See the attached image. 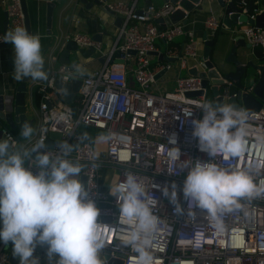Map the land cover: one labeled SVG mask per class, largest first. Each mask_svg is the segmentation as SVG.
I'll return each instance as SVG.
<instances>
[{"label":"built area","instance_id":"2783aa9c","mask_svg":"<svg viewBox=\"0 0 264 264\" xmlns=\"http://www.w3.org/2000/svg\"><path fill=\"white\" fill-rule=\"evenodd\" d=\"M139 1L146 0H100L103 8L122 17L107 52L102 51L101 41L85 32L65 33L58 40L49 54V80L35 83L39 97L36 134L30 141L23 143L6 129L5 136L16 147L18 144L31 147L39 139L41 127H45L46 142L49 133L60 135L51 148L45 149L51 156L60 153L56 147L59 141L76 146L69 159L84 165L80 179L88 191L89 199L99 210L98 231L106 242L102 257L103 251L108 250L109 258L122 260V264H132L134 254L118 239L126 226L119 223V208L115 198L109 194L111 185L122 182L125 173L132 172L143 182L146 192L158 201L153 214L163 223L154 234L151 249L158 264H264V198L244 201L242 210L223 217L224 229L218 231L212 227L204 210L195 204L190 207L183 197L186 165L195 161L212 162V158L200 150L197 138L192 135L191 123L194 119H202L203 115L193 102L212 99L207 95L208 87L203 86L202 77L198 75L176 77L175 89L172 91H153L152 85L156 81L155 75L163 69L166 72L172 69L174 63L179 71L193 67L203 69L204 61L199 55L200 42L186 31L181 21L165 29H160L155 22L177 9L184 10L180 0L174 4L165 0L160 5L150 0L151 4L142 8L138 6ZM249 1L239 0L238 5L248 18L255 20L261 10L251 8L246 11ZM0 7H3L7 18L5 31L0 30L1 44L7 31L17 26L24 27V16L21 0H0ZM222 25L221 20L212 14L204 21L206 32L211 34ZM232 31L239 33L246 43L252 48H259L264 54L263 27L248 22L238 23L232 27ZM180 36L186 37L181 56L175 45ZM70 41L80 49L92 47L94 52L91 56L103 57V61L91 74L80 77L78 92L70 104L64 101L54 104L53 92L63 98L55 88V81L59 79L66 83L75 77L74 64L58 62L60 52ZM159 44L163 45L162 52L158 51ZM130 50L135 53L130 54ZM154 53H161L163 57L174 58L175 61L154 63ZM129 72L134 85L127 80ZM225 84L231 86L228 81ZM185 107L192 108L190 117L183 112ZM248 112L252 130L264 129V103L259 110ZM80 126L114 135L109 142L100 146L95 142L99 134L93 135V142L81 143L77 133ZM173 140L175 143L170 142ZM171 148L179 149V159L169 157L168 149ZM213 162L224 167L253 166L257 182L264 180V146H258L252 139L249 140L248 150L240 158L224 160L217 157ZM257 164L260 166L258 171L254 167ZM26 167H30L34 173L37 171L28 164ZM100 167H105L109 172L106 184L99 181ZM173 183L177 186L178 202L184 209L180 215L175 213V206L170 199L163 195V189L168 187L170 192ZM189 211L193 214L188 215ZM5 247L3 243L0 244V264H8L9 254L4 251ZM58 258L56 256L55 264ZM103 260L107 264L108 259Z\"/></svg>","mask_w":264,"mask_h":264},{"label":"clouds","instance_id":"9594fccd","mask_svg":"<svg viewBox=\"0 0 264 264\" xmlns=\"http://www.w3.org/2000/svg\"><path fill=\"white\" fill-rule=\"evenodd\" d=\"M2 41L13 46L16 81L49 80L39 34H30L17 26L7 31ZM73 71L82 74L84 70L77 64L73 65ZM212 101L193 102L203 115L202 119L191 121L193 137L212 162L186 165L182 194L190 207L195 204L206 212L213 228L223 231L226 214L242 210L244 201L264 198V180L257 182L253 166L224 167L213 161L217 157L240 158L248 150L250 139L264 146V129L252 130L248 111L231 103ZM183 112L190 117L192 108L185 107ZM35 134L28 122L21 126L20 135L25 140L30 141ZM46 134L47 128L41 127L39 139L31 147L17 148L9 138L0 140V242L12 244V254L19 258L20 264H39L34 257L38 245L47 246L50 261L59 257L56 264H105L101 259L106 242L98 231L99 210L80 179L84 165L69 159L76 146L59 141L56 147L60 153L51 156L45 150ZM113 135L101 133L95 142L107 143ZM90 139L88 133L78 138L81 143ZM168 155L179 159V149H168ZM26 164L37 171L34 173ZM254 167L258 171L260 166ZM176 188L175 183L170 192L165 187L163 195L180 215L184 209L178 202ZM109 194L119 208V223L126 226L118 239L134 254L132 264H158L151 252L154 234L163 223L153 214L157 199L146 192L143 182L132 172H126L122 182L111 185Z\"/></svg>","mask_w":264,"mask_h":264},{"label":"water","instance_id":"95a60500","mask_svg":"<svg viewBox=\"0 0 264 264\" xmlns=\"http://www.w3.org/2000/svg\"><path fill=\"white\" fill-rule=\"evenodd\" d=\"M77 2L84 5L85 9L90 10L93 5L100 6V0H76ZM171 3H176L178 0H166ZM211 0H180V4L182 9H177L173 13H171L168 17L158 18L155 20L158 23V27L160 29H165L166 27L171 26L172 24L182 22L184 25L188 22V14L190 12L195 11L196 9L201 10L204 8V5L210 3ZM62 0H48L46 2V27L47 29L51 26V17L54 12V8L56 3H61ZM218 5L223 11L222 16V24L225 27L232 31V27L237 25L238 23H251L255 24L258 27L264 28V12H260L256 15L255 20H252L247 17L243 10L239 7L237 0H216ZM151 4L150 0L144 1V6L147 7ZM22 11L24 16V28L30 33V23H29V15L26 7L25 0H21ZM252 7L251 3H248L246 6V11L250 10ZM105 9V8H103ZM107 10V9H106ZM141 10H139L140 12ZM110 12V11H109ZM4 16L6 14L4 12ZM117 21L119 25L122 22V17L117 16ZM7 22H4V31L6 28ZM233 33V31H232ZM93 38L97 41H101V34L93 35ZM234 44L231 46L229 54L226 59L220 58V50L221 47L216 44L214 47V40L208 39L204 34L203 36V48L201 58L204 61V67L202 70H197L196 68L188 69V74L190 75H198L202 77V84L204 87H208V91L210 92L213 102L215 103H223L226 98L227 103H231L235 105L237 108H245L247 111H257L263 105L264 99V61H259L260 64H255L253 61H248L243 63L240 58L236 55V48L241 46L243 48H250L251 45L246 43L242 36H236L233 38ZM9 43L3 42L0 44V48L8 47ZM214 48V49H213ZM71 52H77L83 58H89L94 49L92 47L87 49H80L76 46V44L72 41L68 42L63 50L59 54L58 62L62 64H69V54ZM211 52L212 55H211ZM130 54H134L135 52L130 50ZM155 54V53H154ZM182 54V47L179 50V56ZM248 54V53H247ZM246 53L242 56L247 55ZM160 55V59L163 58L162 54ZM169 61H175L174 58H164ZM100 61H103V57L100 58ZM258 61V60H257ZM232 64V67H229L228 64ZM250 67L257 71L258 79L255 82L251 92L243 91L245 88L239 87L234 93L227 96L226 92L222 90V87H225L226 81L230 82L231 85H239L241 79L244 75V68ZM199 71V72H197ZM166 70L163 69L155 75V79L161 77ZM245 81H249L246 79ZM31 82L29 78H25L23 81H19L17 86L15 87L14 92H9V88H4L2 92H0V140L5 139L4 130H11L17 128L19 130V135L21 132V126L28 122L32 125L33 119L29 118L28 112V104H26L25 94L27 92L28 84ZM81 80L77 77L73 78L70 82L62 83L59 79L55 81V88L59 90L63 96L60 98L56 92L52 93V102L54 104H58L61 101H64L66 104H70L78 92ZM5 85H1L3 88ZM66 89V91H65ZM224 92V93H223ZM201 93V92H198ZM220 93V94H219ZM188 95H192V93H188ZM219 95V96H217ZM217 96V97H215ZM21 138H23L20 135ZM60 135L56 132L49 133V140L46 142V147L51 148L55 140H58ZM107 254L104 255L106 259H108L107 264H122V260H118L115 258H109L110 253L108 250ZM38 257H42V259L47 255V246H39L36 250ZM59 259V258H58ZM57 259V261H58ZM8 264H20L19 258L13 256L12 250H10V255L8 259Z\"/></svg>","mask_w":264,"mask_h":264},{"label":"crops","instance_id":"0c3cea01","mask_svg":"<svg viewBox=\"0 0 264 264\" xmlns=\"http://www.w3.org/2000/svg\"><path fill=\"white\" fill-rule=\"evenodd\" d=\"M112 1V0H106ZM165 0H152L153 4L160 5ZM46 2L48 0H25L30 23V34H39L41 36L42 45V55L45 61V70L48 72L51 64L48 63L49 54L52 52L65 33H73L76 31L85 32L90 35L101 34L102 51L107 52L109 47L112 45L114 38L117 34L119 22L116 19V15L109 12L100 6L93 5V7L88 10L85 9L84 5L77 2L76 0H62L61 3H56L54 12L51 17V26L47 29L46 27ZM239 0H237V3ZM251 5H256L261 12H264V0H250ZM101 4V3H100ZM139 8L144 6V1H139ZM252 8V7H251ZM250 8V9H251ZM212 11V12H211ZM260 13V12H259ZM215 15L218 19H222L223 11L216 2V0H211L210 3L204 5L201 10L196 9L188 14V22L185 25V29L191 32L194 37L200 42L199 55L202 54V48L204 45L203 36L204 34L208 39H213L216 44L223 48L224 52L227 53L230 47L234 44L233 38L240 36L239 33L233 32L225 27V25L220 26L217 32L210 34L206 32L204 27V21L209 15ZM4 22H7L4 16L3 7L0 8V30H4ZM222 22V21H221ZM232 29V28H231ZM224 33L223 39L219 42L216 41L217 33ZM186 41L185 36H180L176 39L175 45L180 48L184 46ZM104 45V46H103ZM158 51L162 52L163 45H158ZM214 49V48H213ZM213 52H211L212 55ZM253 54V48L250 47L248 54ZM161 53L154 54L152 56V62L161 61ZM241 54H245V51H241ZM240 54V55H241ZM247 54V52H246ZM220 58H223L221 52L219 54ZM70 64L80 65L84 70L82 74H76L75 77L80 79L83 75H89L95 69L100 66V58H95L90 56L89 58L81 57L77 52H71L69 54ZM174 62V61H172ZM14 73V49L11 44L8 47L0 48V92L4 88H9V92H14L15 87L19 83L13 78ZM188 75V71L180 70L177 68L176 64H173L172 69L168 70L161 77L157 78L155 83L152 85L153 91L167 90L172 91L175 89V79L176 77ZM74 77V78H75ZM127 80L129 83H133L131 72L127 73ZM250 80L245 84H250ZM5 85L3 88L1 85ZM36 81H32L27 85V92L25 94L26 104H28V114L29 118L33 119L32 127L37 130L39 123V97L37 99V86ZM235 92V91H234ZM18 130L17 128H15ZM19 131V130H18ZM106 184V183H105ZM105 187V186H104ZM2 244V242H0ZM39 245L37 246V248ZM43 247V246H41ZM36 248V250H37ZM10 250H12V244L6 245L4 251L10 255ZM34 252V257L39 259V264H55L56 256L50 261L47 256L43 259L38 257L37 252ZM107 254V251H103V257ZM9 259V258H8ZM53 262V263H52Z\"/></svg>","mask_w":264,"mask_h":264},{"label":"rangeland","instance_id":"374dc122","mask_svg":"<svg viewBox=\"0 0 264 264\" xmlns=\"http://www.w3.org/2000/svg\"><path fill=\"white\" fill-rule=\"evenodd\" d=\"M219 29H221V27L219 28ZM223 37H224V33H220V32H218L217 33V35H216V41L217 42H219L220 41V39L222 40L223 39ZM104 46V45H103ZM224 49L225 48H223L222 50H220V52H221V55H222V57L224 58V59H226V57H227V55L229 54V51H230V49H231V47H230V49H229V51L227 52V53H223L224 52ZM250 50V48H243V47H241V46H238L237 48H236V55H237V57L238 58H240V60L243 62V63H246V62H248V61H252V60H254L255 61V57H254V55L253 54H247L246 56H244V58H243V56H242V54H241V51H245V53L247 52L248 53V51ZM241 54V55H240ZM244 55V54H243ZM257 60V59H256ZM228 66L229 67H232V64H228ZM249 69V71H251V72H253L254 73V70L251 68L250 69V67L248 68ZM251 72H248L247 73V75H246V78L248 79V80H250L251 82L250 83H252V82H254V79H255V76H253V74H251ZM246 80V79H245ZM243 84H245L244 83V81H243ZM251 87V85L249 86V88ZM237 88L238 87H236V85L235 84H233V85H231V86H227V85H225V87H222V90L224 91V92H226L228 95H230V94H232L234 91H236L237 90ZM243 91H248V89L247 88H245ZM223 92V93H224ZM208 97L209 98H211L212 96H211V94H210V92L208 93ZM223 103H227V100H226V98L224 99V102ZM99 134H101V132L99 133ZM18 140L19 141H21L22 143L23 142H25V141H27V140H25L24 138H18ZM99 144V146L100 145H102L103 143H98ZM21 144H18L17 145V148H19V146H20ZM108 171H107V169L105 168V167H100V169H99V181H100V183H102V184H104V183H107V175H108ZM47 256V255H46ZM48 257V256H47ZM55 257V256H54ZM53 263V262H52Z\"/></svg>","mask_w":264,"mask_h":264},{"label":"trees","instance_id":"16d2710c","mask_svg":"<svg viewBox=\"0 0 264 264\" xmlns=\"http://www.w3.org/2000/svg\"><path fill=\"white\" fill-rule=\"evenodd\" d=\"M253 8H257V6L254 4L252 5V9ZM253 55L254 57L258 60V61H264V54L261 52V50L259 48H253ZM161 61H164V60H161ZM37 99H38V96H37ZM263 103H264V99H263ZM11 133L13 135H15L17 138H20V135H19V131L16 130V129H11L10 130ZM77 133L81 136L83 133H88L89 137L91 138L90 142H93V135L95 134H99L100 131L96 130V129H93L91 127H87V126H80Z\"/></svg>","mask_w":264,"mask_h":264},{"label":"flooded vegetation","instance_id":"af4514ba","mask_svg":"<svg viewBox=\"0 0 264 264\" xmlns=\"http://www.w3.org/2000/svg\"><path fill=\"white\" fill-rule=\"evenodd\" d=\"M255 64H260L259 63V61H257L256 59H255V61L254 60H252ZM249 67H245L244 68V75H243V77H242V79H241V82H240V84L239 85H236V87H242V88H249V86L251 85V86H254V84H255V82L257 81V79H258V73H257V71L256 70H254L253 68V70H254V73L253 72H251V71H249V69H248ZM251 69V68H250ZM248 72H251V74H253V76H255V79H254V82H252V83H250V84H243V81H244V83H246L247 81H245V79H247L246 78V75H247V73ZM253 88V87H252ZM252 90V89H251ZM251 90H248V92H251Z\"/></svg>","mask_w":264,"mask_h":264}]
</instances>
